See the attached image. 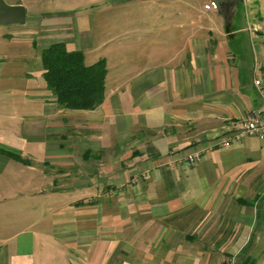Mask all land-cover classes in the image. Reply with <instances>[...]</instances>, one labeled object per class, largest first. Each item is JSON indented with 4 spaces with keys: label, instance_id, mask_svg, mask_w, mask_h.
I'll return each mask as SVG.
<instances>
[{
    "label": "crops",
    "instance_id": "crops-1",
    "mask_svg": "<svg viewBox=\"0 0 264 264\" xmlns=\"http://www.w3.org/2000/svg\"><path fill=\"white\" fill-rule=\"evenodd\" d=\"M208 1L119 39L104 101L78 110L21 64L60 41L85 55L92 32L8 2L27 19L0 26V264H264V140L238 135L264 105V0Z\"/></svg>",
    "mask_w": 264,
    "mask_h": 264
},
{
    "label": "rangeland",
    "instance_id": "rangeland-1",
    "mask_svg": "<svg viewBox=\"0 0 264 264\" xmlns=\"http://www.w3.org/2000/svg\"><path fill=\"white\" fill-rule=\"evenodd\" d=\"M6 1L8 3L12 0ZM24 1L27 3L30 0ZM117 1L118 0H33V3L29 2L30 6L33 7H31L28 12L41 15L47 12L60 14L73 13L78 17L80 15V27H87L86 29L92 32L91 39L93 46L85 51L86 63L89 65L102 57H109V63H107V65H109L110 73L108 78H110L112 73L117 70L116 65H118V61H121V59L124 60L125 57L130 54L129 51L122 50L124 56H122L121 59L118 57L115 50L116 45L119 44V39L125 40V43L128 44L126 46L128 48L127 50H129L132 46L130 45L131 42L135 41L134 35L144 34L145 36L150 29L174 25L175 22L177 23L179 20L168 14L177 12L186 13V11L194 9L198 11L197 8H202L205 0H123L124 2L120 3ZM191 7L194 9H191ZM165 13L167 15H164ZM82 16H84V18ZM0 26L6 25L0 23ZM125 31H128L129 34L123 35L126 33ZM44 47L45 46H43V48ZM43 48L41 47V49ZM135 48L141 49L140 44L139 46L135 45ZM31 50L30 64L22 63L21 65L25 69L32 71L42 66L40 54L42 50H40L39 46H33ZM33 81L35 82H33V85H35L36 91L44 88L48 89L42 76L41 78L33 77ZM39 81L42 83L39 84ZM32 90L34 89L32 88ZM8 192L10 193L9 205L16 207L19 203L18 197H16L12 189ZM61 196H57V198ZM29 197L36 199L37 202L40 203H49L51 196L40 194ZM53 197L54 196H52V198ZM27 203H31V200L27 201Z\"/></svg>",
    "mask_w": 264,
    "mask_h": 264
},
{
    "label": "trees",
    "instance_id": "trees-1",
    "mask_svg": "<svg viewBox=\"0 0 264 264\" xmlns=\"http://www.w3.org/2000/svg\"><path fill=\"white\" fill-rule=\"evenodd\" d=\"M82 50H69L55 42L41 51L42 76L59 106L67 109H94L105 99L106 59L85 62Z\"/></svg>",
    "mask_w": 264,
    "mask_h": 264
},
{
    "label": "built area",
    "instance_id": "built-area-1",
    "mask_svg": "<svg viewBox=\"0 0 264 264\" xmlns=\"http://www.w3.org/2000/svg\"><path fill=\"white\" fill-rule=\"evenodd\" d=\"M216 4L213 1H208L205 4V9H217ZM261 79H255L254 85L256 86V89L258 93L261 95V98H263V104H264V87L261 85ZM239 137H245L248 135H255L259 137L260 139L264 140V105L261 108V110H252L250 115L243 121L241 124V127L238 131ZM226 140V139H225ZM227 144V140L225 141ZM200 159V154L197 152H194V154H191L188 156L187 160L191 162H196Z\"/></svg>",
    "mask_w": 264,
    "mask_h": 264
},
{
    "label": "water",
    "instance_id": "water-1",
    "mask_svg": "<svg viewBox=\"0 0 264 264\" xmlns=\"http://www.w3.org/2000/svg\"><path fill=\"white\" fill-rule=\"evenodd\" d=\"M216 4L217 10L225 17H231L235 11L237 0H210ZM27 10L23 4H9L0 0V23L3 25L24 24L27 19Z\"/></svg>",
    "mask_w": 264,
    "mask_h": 264
}]
</instances>
